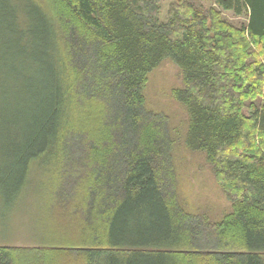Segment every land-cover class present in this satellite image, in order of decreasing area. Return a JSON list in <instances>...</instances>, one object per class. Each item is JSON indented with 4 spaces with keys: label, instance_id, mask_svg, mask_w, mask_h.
Listing matches in <instances>:
<instances>
[{
    "label": "trees",
    "instance_id": "16d2710c",
    "mask_svg": "<svg viewBox=\"0 0 264 264\" xmlns=\"http://www.w3.org/2000/svg\"><path fill=\"white\" fill-rule=\"evenodd\" d=\"M215 4L162 20L160 0H0V193L39 178L43 199L41 242L0 245V264H264V0ZM166 59L186 146L232 203L216 222L181 202L168 121L146 106Z\"/></svg>",
    "mask_w": 264,
    "mask_h": 264
},
{
    "label": "rangeland",
    "instance_id": "374dc122",
    "mask_svg": "<svg viewBox=\"0 0 264 264\" xmlns=\"http://www.w3.org/2000/svg\"><path fill=\"white\" fill-rule=\"evenodd\" d=\"M178 1L160 0L162 20L167 18L171 4ZM188 1L205 9L216 6L215 0ZM222 13L226 20L236 26L248 22L246 14L237 16L230 10H222ZM182 86L181 69L172 60H164L148 76L146 106L164 115L168 121V131L173 140L172 170L181 202L188 210L202 214L210 222H216L231 211L232 203L217 182L206 153L193 151L186 146L189 116L186 107L173 94L174 89ZM259 103H264V94L259 98ZM34 181L21 197L17 193L12 196L0 193V245L31 247L41 242L36 220L43 199L39 197L40 179Z\"/></svg>",
    "mask_w": 264,
    "mask_h": 264
}]
</instances>
